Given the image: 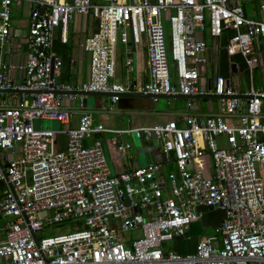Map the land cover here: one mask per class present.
Segmentation results:
<instances>
[{
    "label": "built area",
    "instance_id": "built-area-1",
    "mask_svg": "<svg viewBox=\"0 0 264 264\" xmlns=\"http://www.w3.org/2000/svg\"><path fill=\"white\" fill-rule=\"evenodd\" d=\"M16 1L0 0V47L8 41ZM28 1L35 8L25 60L0 56V264H264V85L239 93L215 76L210 88H200L207 44L195 37L218 40L227 34V54L264 75V17L244 7L252 3V12L264 15V0ZM74 14L95 20L81 42L87 76L75 85L57 80L61 59L51 50L54 30L65 41ZM142 37L146 79L114 82V43L136 44ZM125 52L131 71L130 50ZM9 71L18 72L19 81ZM76 91L111 93V101L124 92L212 94L220 108L205 117L186 113L181 126L169 120L113 129L92 123L81 98L79 110L62 105V97L72 100ZM75 113L77 124L68 127ZM38 120L63 127H34ZM130 133L154 139L162 163L112 172L99 136L108 134L124 158L129 143L119 136ZM59 134L65 136L61 148ZM206 154L211 171H193L192 162ZM166 163L173 167L166 169ZM205 207L222 213L211 232L189 252L165 251V242L185 236ZM67 221L72 230L36 236Z\"/></svg>",
    "mask_w": 264,
    "mask_h": 264
},
{
    "label": "crops",
    "instance_id": "crops-1",
    "mask_svg": "<svg viewBox=\"0 0 264 264\" xmlns=\"http://www.w3.org/2000/svg\"><path fill=\"white\" fill-rule=\"evenodd\" d=\"M35 5L28 0H17L10 8V33L6 44L0 47V56L12 63H22L26 57V35L28 29L29 13ZM256 11L252 12L255 13ZM257 13V12H256ZM258 17L264 15L257 13ZM95 28V20L88 14H74L68 21L65 41L61 40L59 28L54 30L51 50L60 56L61 66L56 76L58 81L71 84H79L86 79L88 66V53L82 48V40L92 33ZM227 34L218 40L196 33V38H204L207 44L205 51V63L199 66L198 86L203 89L211 87L213 78L221 76L226 82L233 85L236 91L243 93L249 85L259 88L264 84V75L260 69L247 68L238 55H229L224 49ZM129 49L131 57V71H126L124 59L125 49ZM114 53V82H134L146 79V56L144 38L134 44L131 40L121 43L117 40L113 46ZM241 75L243 80L239 79ZM8 76L14 81H19V73L9 71ZM256 76L257 85L252 84ZM82 99V110L88 113L92 123H99L113 129L126 127L150 126L156 123H164L169 120L177 126L183 125V116L188 113L196 117H205L219 111L217 98H148V97H118L111 101L105 96H80L74 95L72 100L62 97V105L78 109V101ZM162 99V101H160ZM213 99L215 101H213ZM77 113L69 119L67 126L74 127L77 124ZM41 121V120H39ZM45 124L53 126L51 120H44ZM56 122V121H54ZM42 123V122H40ZM63 125L56 122L52 129L62 128ZM101 146L105 159L112 172H120L130 167L144 166L148 162H161L164 160L159 146L155 140H143L133 134H121L119 139L129 143V148L124 158L119 156L115 146L110 142L109 135H100ZM65 142L64 134L57 136L56 147H62ZM89 142V141H88ZM219 145L223 143V137H218ZM203 165L204 168L200 167ZM166 169L173 167L172 163H166ZM193 171L202 170L205 173L211 171V159L206 154L201 160L191 164ZM221 210L218 208H202L201 217L190 224L182 242L178 244V251L186 253L193 249L197 239L205 228L212 229L221 218ZM207 234V233H205ZM177 240V239H176Z\"/></svg>",
    "mask_w": 264,
    "mask_h": 264
},
{
    "label": "rangeland",
    "instance_id": "rangeland-1",
    "mask_svg": "<svg viewBox=\"0 0 264 264\" xmlns=\"http://www.w3.org/2000/svg\"><path fill=\"white\" fill-rule=\"evenodd\" d=\"M252 6H253L252 3H249V2H245L244 3V7H245V10H246V13L251 15V16H253V17L258 18V14L256 12L252 13V10H251ZM239 76H240L239 79L243 80V77L241 75H239ZM243 82H244V80H243ZM252 84H254V86L257 85L256 76L252 79ZM160 101H162V99H160ZM213 101H215V100L213 99ZM40 122H42V123H40ZM50 123H52L54 125L53 126L47 125V124H45L44 120H41V121L38 120V121L34 122V127L40 126V127H43V128H54L56 122L53 121V122H50ZM152 140H154V139H151V141ZM84 144L85 145H89L90 143L88 142V140H85ZM54 149H56V148H54ZM103 153H104V151H103ZM206 172H209V171L207 170ZM203 173H205V172H203ZM73 227H74L73 224L67 221L64 224H56V225H53V227H51V228H49L47 230H42V231L36 232V236H38V237H40V236H52V235H56V234H60V233H64V232H67L69 230H72ZM210 232H211V229L209 230V228H205V230L203 232H201V234L210 233ZM182 238H184V237L179 238V242H182ZM177 241H178V239L165 242L164 250L165 251L166 250H169V251H175L176 250L177 252H179L178 251V244L179 243L176 244ZM183 251L187 252L186 249H184Z\"/></svg>",
    "mask_w": 264,
    "mask_h": 264
},
{
    "label": "water",
    "instance_id": "water-1",
    "mask_svg": "<svg viewBox=\"0 0 264 264\" xmlns=\"http://www.w3.org/2000/svg\"><path fill=\"white\" fill-rule=\"evenodd\" d=\"M10 92L12 90H9ZM75 95H84V96H111V93H106V92H85V91H76L74 92ZM118 97H148V98H198V97H207V98H219V96L217 95H212V94H195V95H182V94H156V95H151L148 93H140V92H124V93H119L117 94ZM236 97L241 98V99H245L248 98L249 96L247 95H237ZM5 177V175H4ZM33 238L36 242V238L33 234Z\"/></svg>",
    "mask_w": 264,
    "mask_h": 264
}]
</instances>
